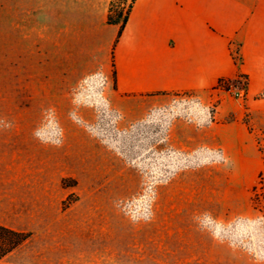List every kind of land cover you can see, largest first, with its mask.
Wrapping results in <instances>:
<instances>
[{
  "label": "rangeland",
  "instance_id": "rangeland-1",
  "mask_svg": "<svg viewBox=\"0 0 264 264\" xmlns=\"http://www.w3.org/2000/svg\"><path fill=\"white\" fill-rule=\"evenodd\" d=\"M89 79L64 88L40 76L33 104L0 94V130L10 136L0 145V222L31 234L5 261L228 264V249L264 261L254 230L237 223L257 214L258 179L249 213L232 212L233 164L219 138L240 112L263 162L264 130L249 124L247 98L214 86L132 109Z\"/></svg>",
  "mask_w": 264,
  "mask_h": 264
},
{
  "label": "crops",
  "instance_id": "crops-1",
  "mask_svg": "<svg viewBox=\"0 0 264 264\" xmlns=\"http://www.w3.org/2000/svg\"><path fill=\"white\" fill-rule=\"evenodd\" d=\"M110 2L0 0V94L33 104L40 76L64 88L99 78L112 85L117 101L138 109L146 99L203 94L220 79L243 75L249 124L264 130V98H256L264 93V0H134L119 37V26L107 23ZM0 132L6 146L10 136ZM206 132L207 140L215 139ZM219 138L231 154L237 190L228 206L247 214L248 190L263 169L256 140L240 112ZM222 260L264 264L229 249Z\"/></svg>",
  "mask_w": 264,
  "mask_h": 264
},
{
  "label": "trees",
  "instance_id": "trees-1",
  "mask_svg": "<svg viewBox=\"0 0 264 264\" xmlns=\"http://www.w3.org/2000/svg\"><path fill=\"white\" fill-rule=\"evenodd\" d=\"M133 3L134 0H130L128 5L127 0H111L110 2L107 23L119 26L117 37L121 35L128 21ZM30 236L31 234L29 232L18 231L0 224V264H11L7 263L5 259L17 248L26 243Z\"/></svg>",
  "mask_w": 264,
  "mask_h": 264
},
{
  "label": "built area",
  "instance_id": "built-area-1",
  "mask_svg": "<svg viewBox=\"0 0 264 264\" xmlns=\"http://www.w3.org/2000/svg\"><path fill=\"white\" fill-rule=\"evenodd\" d=\"M129 3H130V0H127V5ZM242 76L243 75L237 78H233V79H220L216 83L215 87L219 90L231 92L238 99L244 100L247 98L248 93H247V88L245 84V79ZM234 79H238V82L236 85L233 84L235 81ZM92 80L94 79L90 78L88 83H91ZM262 95L264 97V93ZM259 147L260 149H262L261 151L263 152L262 154L264 157V144L262 145L260 144ZM263 163H264V159H263ZM256 188L257 189H256L255 197H257L258 199V204L256 208L257 214L254 216L253 219L252 218L239 219L237 223L239 226H243V225L250 226L252 228V232L254 230L253 235L256 238V242L259 245H262L263 247L262 255L264 257V166H263L262 172L259 175L258 184Z\"/></svg>",
  "mask_w": 264,
  "mask_h": 264
},
{
  "label": "clouds",
  "instance_id": "clouds-1",
  "mask_svg": "<svg viewBox=\"0 0 264 264\" xmlns=\"http://www.w3.org/2000/svg\"><path fill=\"white\" fill-rule=\"evenodd\" d=\"M0 123H3V122L0 121ZM3 126H4L5 128H10L12 125H11V124H3Z\"/></svg>",
  "mask_w": 264,
  "mask_h": 264
}]
</instances>
